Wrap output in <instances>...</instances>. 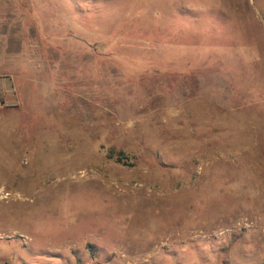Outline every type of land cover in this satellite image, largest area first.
Returning a JSON list of instances; mask_svg holds the SVG:
<instances>
[{"label":"rangeland","instance_id":"obj_1","mask_svg":"<svg viewBox=\"0 0 264 264\" xmlns=\"http://www.w3.org/2000/svg\"><path fill=\"white\" fill-rule=\"evenodd\" d=\"M0 264H264V0H0Z\"/></svg>","mask_w":264,"mask_h":264},{"label":"trees","instance_id":"obj_2","mask_svg":"<svg viewBox=\"0 0 264 264\" xmlns=\"http://www.w3.org/2000/svg\"><path fill=\"white\" fill-rule=\"evenodd\" d=\"M118 159H119V161H122V158L121 157H119Z\"/></svg>","mask_w":264,"mask_h":264}]
</instances>
